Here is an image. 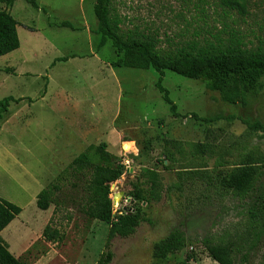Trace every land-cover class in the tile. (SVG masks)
<instances>
[{
    "label": "rangeland",
    "instance_id": "rangeland-1",
    "mask_svg": "<svg viewBox=\"0 0 264 264\" xmlns=\"http://www.w3.org/2000/svg\"><path fill=\"white\" fill-rule=\"evenodd\" d=\"M35 2L33 7L28 0L11 5L0 0V10L18 22L20 43L0 56V100L20 99L10 102L0 120V198L21 208L0 232L9 252L24 264L48 252L46 264H95L105 251L109 225L79 209L82 184L70 164L108 135L107 151L117 152L122 165L128 161L109 186L113 212L129 205L124 198L144 168L157 171L160 194L132 235L112 238L109 264H177L186 254L193 255L188 264H217L204 239L229 245L234 264H264V207L257 211L264 204V132L247 125H264V78L255 93L229 104L202 82L165 71L161 84L176 106L174 117L155 86L156 71L116 67L112 63L119 56L111 42L98 47L94 0ZM245 2V13L221 0H113L112 5L123 33L150 37L157 49L264 51V0ZM116 133L133 143L118 152ZM197 143L204 149L190 146ZM249 154L261 158L262 175L247 195L215 182L219 163L232 167ZM54 184L61 185L57 197L63 202L53 214V204L40 210L35 201L41 189ZM47 214L61 238L27 245ZM174 229L183 232L184 243L173 246L166 260L155 261L154 243Z\"/></svg>",
    "mask_w": 264,
    "mask_h": 264
},
{
    "label": "trees",
    "instance_id": "trees-1",
    "mask_svg": "<svg viewBox=\"0 0 264 264\" xmlns=\"http://www.w3.org/2000/svg\"><path fill=\"white\" fill-rule=\"evenodd\" d=\"M9 5L13 0H3ZM28 2L36 7L35 0ZM113 0H94L93 14L96 19V33L99 35L98 47L110 41L117 52L118 59L112 63L116 67L133 69H153L158 73L155 84L169 105L170 112L178 117L176 106L170 100L168 92L161 82L165 71H171L183 77L202 82L211 91L219 93L223 102L234 104L238 99L244 101L247 94L255 93L264 78V51L245 52L243 50L219 51L209 48H179L176 50L157 49L155 41L135 33H123L120 20L113 11ZM222 5L245 13V0H221ZM18 22L9 11L0 10V56L18 49L20 43L17 34ZM62 26H69L63 23ZM70 27V26H69ZM12 96L0 100V120L7 112L10 102H18ZM196 117L195 114H193ZM249 128L264 132V125L259 122L247 124ZM194 149H204L201 143L190 144ZM107 144L102 142L97 146L90 145L85 152L76 156L70 169L81 181L79 209L90 219L109 225L105 241V251L95 264H109L113 253L110 243L113 237H128L136 228L146 222V210L153 202L160 199L157 171L144 168L136 177L129 191L132 205L122 214L112 216V202L109 197V186L118 180L125 171L124 165L117 156L107 151ZM167 160V158H166ZM261 158L253 154L232 167L218 164L214 169L216 183L225 181L231 191L238 196L247 195L254 187L256 180L262 175ZM163 163V161H162ZM216 170V171H215ZM61 190L60 184L46 186L36 195L35 204L40 210H47L51 204L56 208L61 206L63 199L57 197ZM257 202V201H256ZM259 203V202H258ZM264 204L257 205V211L263 210ZM21 212V208L0 198V232ZM51 218L44 226L41 238L50 243H56L61 238L60 231L51 226ZM184 243V234L174 229L166 237L155 242L152 256L157 262L168 258L173 246ZM209 256L217 264H234L232 248L223 243H214L207 239L202 241ZM192 254H186L185 259L177 264H188ZM0 264H24L14 257L7 246L0 240Z\"/></svg>",
    "mask_w": 264,
    "mask_h": 264
},
{
    "label": "crops",
    "instance_id": "crops-1",
    "mask_svg": "<svg viewBox=\"0 0 264 264\" xmlns=\"http://www.w3.org/2000/svg\"><path fill=\"white\" fill-rule=\"evenodd\" d=\"M133 141H134V138H132V137H127L123 133H116L114 147L115 148H118V152H119V151L122 150V148H123V146L125 144L133 143ZM104 142L107 144V148L106 149L109 150V147L111 146V144L108 141V135L105 136ZM112 154H115L116 155L117 152H114ZM47 220H48V214L46 215L45 219L42 221V224H41L42 227L40 228V231H38V234H35L34 239H32V237L29 238L27 240V245H29L32 242H34V240H36V241L40 240L41 242H44V240L41 238V232H42V229L44 227L43 224L45 225L47 223ZM50 254H51V252H48V255H46V256L45 255L40 256V258H38V261L34 262V264H46V263H43L42 260L45 257L49 256ZM34 260H35V258H34Z\"/></svg>",
    "mask_w": 264,
    "mask_h": 264
},
{
    "label": "built area",
    "instance_id": "built-area-1",
    "mask_svg": "<svg viewBox=\"0 0 264 264\" xmlns=\"http://www.w3.org/2000/svg\"><path fill=\"white\" fill-rule=\"evenodd\" d=\"M124 164H125L124 167L127 169V168H128V161H124ZM110 195H111V194H109V196H110ZM123 198H124V197H123ZM124 200H125V203H127V204H129V205H128V206H127V205L122 206V207H121V210L118 211V212H116V211L113 212V208H112V216H113V217H114L116 214H122L123 211H126L127 208L131 207L133 201H131L130 196H128L127 198H124ZM129 210H131V208H129Z\"/></svg>",
    "mask_w": 264,
    "mask_h": 264
}]
</instances>
